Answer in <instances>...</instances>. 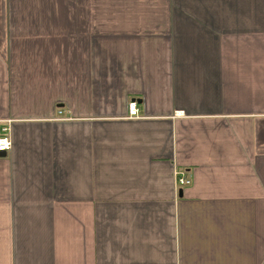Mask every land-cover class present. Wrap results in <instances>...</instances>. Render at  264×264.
<instances>
[{
    "label": "crops",
    "instance_id": "obj_1",
    "mask_svg": "<svg viewBox=\"0 0 264 264\" xmlns=\"http://www.w3.org/2000/svg\"><path fill=\"white\" fill-rule=\"evenodd\" d=\"M4 127L0 264H264V0H0Z\"/></svg>",
    "mask_w": 264,
    "mask_h": 264
},
{
    "label": "built area",
    "instance_id": "obj_2",
    "mask_svg": "<svg viewBox=\"0 0 264 264\" xmlns=\"http://www.w3.org/2000/svg\"><path fill=\"white\" fill-rule=\"evenodd\" d=\"M59 114L62 113V110L58 111ZM128 113L130 118H139L140 110L137 107L135 102H131L128 105ZM12 147V139L10 134V129L8 127H4L0 133V151L8 152ZM175 186L177 190L181 187L188 186L191 184L190 179L185 176V172L183 170H176L175 173Z\"/></svg>",
    "mask_w": 264,
    "mask_h": 264
},
{
    "label": "rangeland",
    "instance_id": "obj_3",
    "mask_svg": "<svg viewBox=\"0 0 264 264\" xmlns=\"http://www.w3.org/2000/svg\"><path fill=\"white\" fill-rule=\"evenodd\" d=\"M141 117V116H140ZM176 170H179V169H177V167H175V169H174V176H175V173H176ZM176 183V182H175ZM175 188H176V186H175ZM177 189V188H176Z\"/></svg>",
    "mask_w": 264,
    "mask_h": 264
},
{
    "label": "water",
    "instance_id": "obj_4",
    "mask_svg": "<svg viewBox=\"0 0 264 264\" xmlns=\"http://www.w3.org/2000/svg\"><path fill=\"white\" fill-rule=\"evenodd\" d=\"M6 152H2V151H0V155H3V154H5Z\"/></svg>",
    "mask_w": 264,
    "mask_h": 264
}]
</instances>
